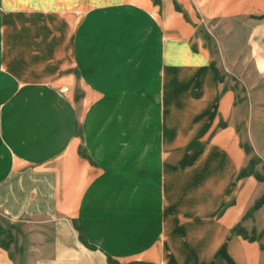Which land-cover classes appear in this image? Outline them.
<instances>
[{
    "label": "crops",
    "instance_id": "1",
    "mask_svg": "<svg viewBox=\"0 0 264 264\" xmlns=\"http://www.w3.org/2000/svg\"><path fill=\"white\" fill-rule=\"evenodd\" d=\"M40 1L32 0L35 22L17 26L22 40L11 52L10 0H0V213L33 232L22 262L262 264L261 243L238 226L259 179L255 171L241 176L243 134L258 130L264 141V0L99 5L129 7L123 19L143 14L145 29L123 32L120 14L100 13L105 24L97 20L93 30V9L76 26L56 11L80 0ZM149 4L151 15L139 9ZM205 17L249 21L252 69L240 85L223 80L211 59L198 30ZM69 40L80 68L73 54L61 61L59 48ZM91 48L107 54L96 75L85 72ZM9 78L23 89L11 95ZM158 90L165 110L156 185L150 169L139 172L145 147L138 152L134 132L147 106L142 99ZM101 131L112 134L103 158L90 137ZM12 245L0 230V264H18Z\"/></svg>",
    "mask_w": 264,
    "mask_h": 264
},
{
    "label": "rangeland",
    "instance_id": "2",
    "mask_svg": "<svg viewBox=\"0 0 264 264\" xmlns=\"http://www.w3.org/2000/svg\"><path fill=\"white\" fill-rule=\"evenodd\" d=\"M40 1V0H39ZM62 0H58L61 2ZM78 1V0H73ZM89 3L83 1L81 3L73 4V8L57 9L56 11L60 16H65L66 19H71L73 25H79L81 17L89 10L93 9L95 11V19L91 22V28L96 30L99 25L97 20L103 22L102 18L99 16L101 13L102 16L116 15L120 14L119 19V29L121 32L128 29L129 26L137 27V30L145 29L147 21H144L145 18L141 12L136 13H126L124 14L125 19H123L121 14V9H126L129 7L123 6H99L104 5V2L107 0H88ZM155 2L158 0H154ZM42 2V1H40ZM84 3V4H83ZM157 3V2H156ZM32 0H10V31H11V52L15 49V42L22 40V36L19 32L23 28L17 27L18 25H23L25 21L34 23L35 19L32 16L31 11L34 9ZM152 5L149 4V7H141L139 9L144 10L147 14L151 15ZM152 17V16H151ZM144 21V23H142ZM151 21H149V24ZM49 24V20L45 19L43 22V27ZM144 24V25H143ZM52 29L49 30L50 33L57 31V27L53 24ZM101 28H98V31L101 34H105V31L102 29L104 25H100ZM249 28V21L242 18L227 19V18H218L215 20L209 18H202L200 25L198 27L201 39L208 45L212 56L213 62L217 64V68L222 76V79L226 80L229 77L234 78L237 83L240 85L242 82V77L246 76L249 73V70L252 69V58L249 54L248 45L246 43L247 33ZM1 29V28H0ZM90 29V28H89ZM92 32V31H91ZM33 37L41 40L42 36L38 33L32 34ZM51 40V39H48ZM104 42L101 44L105 46L108 42V39H103ZM71 41L67 43L66 48H59L61 51V61L67 63L73 54L74 59L72 63L80 66L82 63L79 61L76 54V49L71 51L70 48ZM44 45V44H42ZM64 45V44H63ZM46 46V45H45ZM91 61L85 67V72H93L97 74L98 66H102V60L107 57V54L96 55V48H91ZM104 52V51H103ZM78 59V61H75ZM157 74V73H155ZM81 78V75H77ZM76 79H78V77ZM10 88L11 95L16 94L19 90L23 89L18 86V84L10 79ZM84 81V79H83ZM82 82V81H78ZM240 82V83H239ZM241 88V87H238ZM82 91H88L87 88ZM98 90L97 88H95ZM95 101L98 99L93 98ZM146 101V110L144 115L138 116L140 119L135 127L134 138L137 141L138 152L141 153L142 147H145V153L142 156L144 162L139 166V172L150 169V173L154 175V182L158 185L160 170H161V127H162V115L165 110L164 108V97L162 90L154 92L151 97H144L142 99ZM93 105V101L90 103V106ZM133 131V130H132ZM256 130L255 132H257ZM243 134V143L247 152L246 165L245 168L241 171V176H244L245 173L255 171L258 178H256V184L254 186V193L251 201L247 207L246 212L244 213L243 219L241 220L240 225L238 226L243 230L245 234L250 239L257 240L261 243L264 250V141L263 138L256 135V133ZM90 133L92 144L95 145L99 156H107L108 150H104L106 144L111 140L112 134L109 131L93 132ZM130 131L124 136L123 139L128 138ZM264 137V136H263ZM112 152V151H111ZM137 152V153H138ZM129 158V156H128ZM117 158L113 157L111 159L110 165L112 162L116 161ZM251 175V173L249 174ZM256 177V176H255ZM139 183L144 185L147 182L145 176L138 175L137 178ZM130 182L125 181L124 186L129 187ZM26 228V226H25ZM0 230L5 233V239L9 243H16L18 245H12L11 250L18 260V264H29L28 262L23 263L24 259L28 258V251L30 252L31 248L27 243H32L33 239L30 238V234L33 232L24 230L22 225L18 223L11 222L5 216L0 213ZM27 234V235H26ZM30 249V250H29ZM264 264V261L263 263Z\"/></svg>",
    "mask_w": 264,
    "mask_h": 264
},
{
    "label": "trees",
    "instance_id": "3",
    "mask_svg": "<svg viewBox=\"0 0 264 264\" xmlns=\"http://www.w3.org/2000/svg\"><path fill=\"white\" fill-rule=\"evenodd\" d=\"M246 174V173H245ZM238 228V227H237Z\"/></svg>",
    "mask_w": 264,
    "mask_h": 264
}]
</instances>
